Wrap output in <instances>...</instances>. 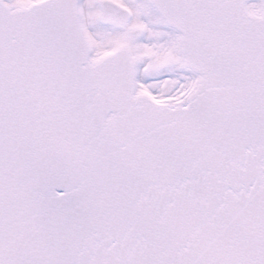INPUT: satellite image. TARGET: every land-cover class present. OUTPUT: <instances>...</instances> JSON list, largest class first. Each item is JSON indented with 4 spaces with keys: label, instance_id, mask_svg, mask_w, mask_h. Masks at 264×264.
I'll use <instances>...</instances> for the list:
<instances>
[{
    "label": "snow or ice",
    "instance_id": "1",
    "mask_svg": "<svg viewBox=\"0 0 264 264\" xmlns=\"http://www.w3.org/2000/svg\"><path fill=\"white\" fill-rule=\"evenodd\" d=\"M0 264H264V0H0Z\"/></svg>",
    "mask_w": 264,
    "mask_h": 264
}]
</instances>
